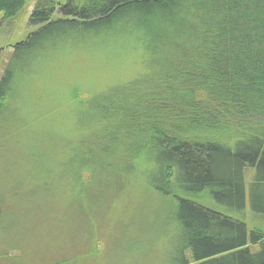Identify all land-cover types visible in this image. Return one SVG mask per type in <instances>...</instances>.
<instances>
[{"label": "trees", "instance_id": "1", "mask_svg": "<svg viewBox=\"0 0 264 264\" xmlns=\"http://www.w3.org/2000/svg\"><path fill=\"white\" fill-rule=\"evenodd\" d=\"M29 2L0 0V20ZM29 20L0 106L18 78L63 64L71 124L47 171L65 167L75 205L112 204L154 156L153 187L177 203V264H264V231L195 200L244 209L253 168L264 215V0H36Z\"/></svg>", "mask_w": 264, "mask_h": 264}, {"label": "rangeland", "instance_id": "2", "mask_svg": "<svg viewBox=\"0 0 264 264\" xmlns=\"http://www.w3.org/2000/svg\"><path fill=\"white\" fill-rule=\"evenodd\" d=\"M35 2L0 20V79L14 46L38 26L29 20ZM59 67L56 76L40 82L18 78L14 100L0 106V264H177V203L153 187L158 158H146L133 185L112 204L99 196L92 208L73 202L76 193L65 167L47 171L53 141L62 139L71 124L66 72L63 64ZM255 173L253 168L245 172L244 209L207 194L195 200L243 219L249 230L264 231L263 212L252 207ZM95 248L98 253L91 252ZM186 255L192 260L189 250Z\"/></svg>", "mask_w": 264, "mask_h": 264}]
</instances>
